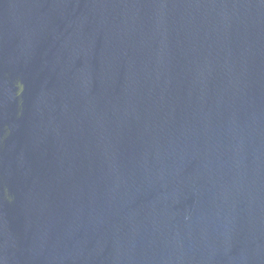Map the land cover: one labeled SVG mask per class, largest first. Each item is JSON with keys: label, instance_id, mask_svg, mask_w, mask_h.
<instances>
[{"label": "water", "instance_id": "1", "mask_svg": "<svg viewBox=\"0 0 264 264\" xmlns=\"http://www.w3.org/2000/svg\"><path fill=\"white\" fill-rule=\"evenodd\" d=\"M0 264H264V0H0Z\"/></svg>", "mask_w": 264, "mask_h": 264}]
</instances>
